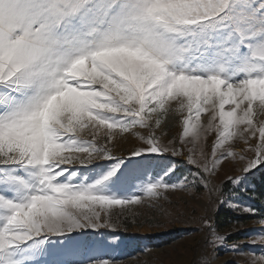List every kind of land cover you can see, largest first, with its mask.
Instances as JSON below:
<instances>
[{"label": "snow or ice", "instance_id": "snow-or-ice-1", "mask_svg": "<svg viewBox=\"0 0 264 264\" xmlns=\"http://www.w3.org/2000/svg\"><path fill=\"white\" fill-rule=\"evenodd\" d=\"M225 162L239 165L227 192ZM257 173L264 0H0V264H119L113 210L131 206L196 220L211 255L193 264H264V211L245 200ZM201 190L198 219L165 207ZM221 206L258 227L229 244L244 222L222 232Z\"/></svg>", "mask_w": 264, "mask_h": 264}, {"label": "rangeland", "instance_id": "rangeland-1", "mask_svg": "<svg viewBox=\"0 0 264 264\" xmlns=\"http://www.w3.org/2000/svg\"><path fill=\"white\" fill-rule=\"evenodd\" d=\"M180 131L179 127L170 129L169 135L176 134ZM132 143H126L119 146L118 150H126L131 147ZM244 147L243 144L237 146V149ZM251 155V153H249ZM176 160H182V157L173 158ZM239 165L235 162H225L220 168L218 173L213 178L214 185H224L228 181V177L238 174ZM259 176V173L256 174ZM227 192V190H225ZM254 195V194H253ZM254 199L247 202L253 203L255 207L264 211V199L258 200L254 195ZM170 198L173 201L170 205L165 207L172 209L174 213L184 212L188 217H195L198 219L200 216L205 215L202 204L211 203L208 199V195L205 191L201 190L195 194H188L184 192H177L170 194ZM178 206V207H177ZM226 207V206H221ZM219 208V211H220ZM232 210L230 207H226ZM113 220L121 224H125L124 221H128L131 227L127 228V231H123V228L119 229L121 233L120 238L125 241V244L118 249L112 255H115L119 264H193V261L201 256L206 251L211 255V249L205 248L206 232L191 231L186 227V223H191L194 227L196 220L184 221L171 224L160 216L158 212L149 209L146 206H131L122 215L117 217L116 213L119 209H114ZM218 211V212H219ZM233 211V210H232ZM217 212L214 213V220L216 219ZM164 220L166 227L153 228L149 226V221L153 219ZM244 229L236 234L233 239L228 241L229 244L234 240H244V232L250 230L256 225L255 217L245 216ZM220 226V225H219ZM222 232L232 231V226L228 229H222ZM111 229L101 228L97 231L89 230V235L95 237L99 233H103L105 236H111ZM147 244L150 248L149 252H142L141 249ZM101 255H104L101 253ZM246 257L243 255H235L231 252H220L219 257L214 259L212 264H225L226 261H236L237 264H245Z\"/></svg>", "mask_w": 264, "mask_h": 264}, {"label": "trees", "instance_id": "trees-1", "mask_svg": "<svg viewBox=\"0 0 264 264\" xmlns=\"http://www.w3.org/2000/svg\"><path fill=\"white\" fill-rule=\"evenodd\" d=\"M254 186H255V193L254 195L257 196L258 200H263L264 199V176H262L259 173V176H255L254 178ZM231 187V184L229 183V181H227L225 183V190H228V188ZM216 219H217V223L220 225V227L222 229H228L229 227L232 226V222L237 220V219H241L243 221V219H245V217H239L237 215L236 212L226 208V207H222L220 208V211L217 212L216 214ZM127 224V228H130L131 225L130 223H128V221H124ZM245 223V221H243Z\"/></svg>", "mask_w": 264, "mask_h": 264}]
</instances>
